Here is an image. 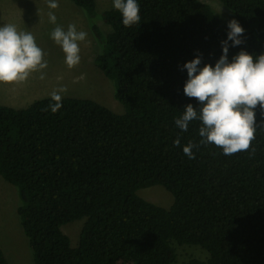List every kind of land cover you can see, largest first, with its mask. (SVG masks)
I'll list each match as a JSON object with an SVG mask.
<instances>
[{
    "label": "trees",
    "instance_id": "trees-1",
    "mask_svg": "<svg viewBox=\"0 0 264 264\" xmlns=\"http://www.w3.org/2000/svg\"><path fill=\"white\" fill-rule=\"evenodd\" d=\"M88 17L100 52L94 63L112 83L117 113L89 98L51 96L22 107L0 104V176L14 186L16 212L33 264H172L174 244L198 245L208 257L186 264H264V127L246 152L224 155L199 142V122L175 126L186 104V61L214 66L227 22L243 27L241 50L264 52V0H220L219 18L200 0H137L141 21L125 27L114 8L71 0ZM110 26L104 33L95 16ZM179 136L180 146L173 141ZM160 185L173 197L162 207L141 198ZM83 218V219H82ZM82 219L77 244L62 225ZM0 264L9 261L0 247Z\"/></svg>",
    "mask_w": 264,
    "mask_h": 264
},
{
    "label": "clouds",
    "instance_id": "clouds-1",
    "mask_svg": "<svg viewBox=\"0 0 264 264\" xmlns=\"http://www.w3.org/2000/svg\"><path fill=\"white\" fill-rule=\"evenodd\" d=\"M112 4L125 27L140 23L137 0H112ZM58 6L56 0H48L49 9ZM48 19L56 24L54 12L49 11ZM227 28V39L221 42L222 54L214 66L208 63L201 66L199 55L183 65L188 77L183 92L185 96L195 98L199 105L197 109L186 104L182 114L175 119V126L182 132L188 131L191 122H199L201 139L198 144L189 141L183 146V153L190 159L194 158L192 149L200 144L214 145L226 156L248 151L255 139L257 107L264 117V52L254 57L241 50L229 60L228 41L233 47L242 44L244 29L236 19L229 20ZM86 37L87 33L78 31L75 24H69L67 30L56 25L51 31L50 38L60 47L69 69L80 63L79 44ZM46 67L44 52L31 32L18 30L12 23L0 25V84L22 83L35 72H40V79H44L42 70ZM65 91L61 87L51 93L52 112L62 106L60 93ZM261 126L264 127V121ZM173 143L180 146L179 136Z\"/></svg>",
    "mask_w": 264,
    "mask_h": 264
},
{
    "label": "rangeland",
    "instance_id": "rangeland-1",
    "mask_svg": "<svg viewBox=\"0 0 264 264\" xmlns=\"http://www.w3.org/2000/svg\"><path fill=\"white\" fill-rule=\"evenodd\" d=\"M200 1L208 4L221 19L230 14V10L220 0ZM56 2L59 6L49 9L48 0H0V25L12 23L18 30L31 32L44 52V60L47 61V67L42 70L44 79H40V72H35L22 83L0 84V104L22 107L35 99L51 96L53 91L63 87L66 91L60 93L61 96L89 98L114 112L121 113L123 107L113 95L112 83L94 63L96 55L100 52V44L92 34L88 17L71 0ZM95 2L97 13L113 8L112 0ZM49 11L54 12L57 17L55 25L49 22ZM93 23L104 33L111 30L98 15ZM69 24H75L78 31L87 33L86 40L79 44L80 63L71 69L64 63V54L60 47L50 38V33L56 25H61L67 30ZM137 194L165 208L173 201L172 195L160 185L144 187L139 189ZM17 203L14 186L0 176V247L9 264H33L31 250L16 212ZM82 219L62 225L63 232L70 238L73 246L77 244L84 222ZM174 247L177 257L172 264H186L192 258L205 260L208 257V253L198 245L174 244Z\"/></svg>",
    "mask_w": 264,
    "mask_h": 264
},
{
    "label": "crops",
    "instance_id": "crops-1",
    "mask_svg": "<svg viewBox=\"0 0 264 264\" xmlns=\"http://www.w3.org/2000/svg\"><path fill=\"white\" fill-rule=\"evenodd\" d=\"M30 4H32V2H30Z\"/></svg>",
    "mask_w": 264,
    "mask_h": 264
}]
</instances>
